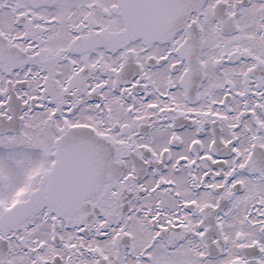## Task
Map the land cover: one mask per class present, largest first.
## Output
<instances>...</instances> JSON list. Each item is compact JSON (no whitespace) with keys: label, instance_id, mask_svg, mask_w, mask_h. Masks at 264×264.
Instances as JSON below:
<instances>
[{"label":"snow or ice","instance_id":"obj_1","mask_svg":"<svg viewBox=\"0 0 264 264\" xmlns=\"http://www.w3.org/2000/svg\"><path fill=\"white\" fill-rule=\"evenodd\" d=\"M0 264H264V0H0Z\"/></svg>","mask_w":264,"mask_h":264}]
</instances>
